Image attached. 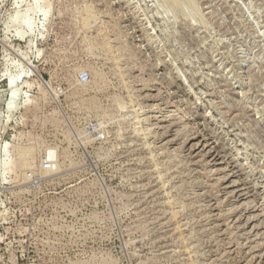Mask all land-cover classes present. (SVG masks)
I'll return each mask as SVG.
<instances>
[{"label":"rangeland","instance_id":"374dc122","mask_svg":"<svg viewBox=\"0 0 264 264\" xmlns=\"http://www.w3.org/2000/svg\"><path fill=\"white\" fill-rule=\"evenodd\" d=\"M0 264H264V0H0Z\"/></svg>","mask_w":264,"mask_h":264},{"label":"built area","instance_id":"2783aa9c","mask_svg":"<svg viewBox=\"0 0 264 264\" xmlns=\"http://www.w3.org/2000/svg\"><path fill=\"white\" fill-rule=\"evenodd\" d=\"M88 75L86 73H81L80 76H79V80L82 82V83H85L87 80H88ZM44 168L45 169H49L50 168V163L49 161H47L45 164H44Z\"/></svg>","mask_w":264,"mask_h":264},{"label":"bare ground","instance_id":"6f19581e","mask_svg":"<svg viewBox=\"0 0 264 264\" xmlns=\"http://www.w3.org/2000/svg\"><path fill=\"white\" fill-rule=\"evenodd\" d=\"M28 27L30 28L29 24H28ZM48 155H49V160H50V159L52 158V152L49 151V152H48Z\"/></svg>","mask_w":264,"mask_h":264}]
</instances>
